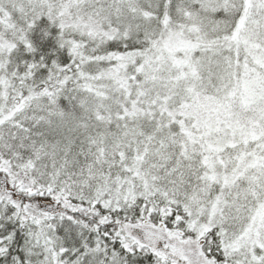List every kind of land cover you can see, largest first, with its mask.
I'll use <instances>...</instances> for the list:
<instances>
[{
  "label": "snow or ice",
  "instance_id": "obj_1",
  "mask_svg": "<svg viewBox=\"0 0 264 264\" xmlns=\"http://www.w3.org/2000/svg\"><path fill=\"white\" fill-rule=\"evenodd\" d=\"M0 264H264V0H0Z\"/></svg>",
  "mask_w": 264,
  "mask_h": 264
}]
</instances>
